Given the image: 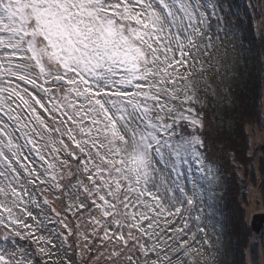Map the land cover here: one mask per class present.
I'll list each match as a JSON object with an SVG mask.
<instances>
[{"label": "snow or ice", "instance_id": "6c2138e0", "mask_svg": "<svg viewBox=\"0 0 264 264\" xmlns=\"http://www.w3.org/2000/svg\"><path fill=\"white\" fill-rule=\"evenodd\" d=\"M243 15L0 0V264H240L218 193L264 146L240 70L264 72V0Z\"/></svg>", "mask_w": 264, "mask_h": 264}, {"label": "trees", "instance_id": "16d2710c", "mask_svg": "<svg viewBox=\"0 0 264 264\" xmlns=\"http://www.w3.org/2000/svg\"><path fill=\"white\" fill-rule=\"evenodd\" d=\"M230 1L233 3V7L235 9V12H239L240 13L239 17H236V16L231 17L229 15L230 19H232L233 21L239 20L244 25V27L247 28V17H245L243 15V8L246 7V5L248 3V0H230ZM237 6H239V7H237ZM237 26L239 27V25H237ZM245 47H247V42H245ZM240 70L245 73V77L246 78H249L248 77V72L252 71L253 74H252L251 78H255L256 84H257V88L261 87L260 85L264 84V81L260 80V77L264 76V72L261 71L260 65L258 63L255 65V70L253 71L252 61H248L247 69L244 68V62L242 61ZM256 78H259V79H256ZM261 92H262V90H261ZM262 93H258V98H257L258 100L256 102L252 101V99H250L253 96L246 98V101H245L246 105L248 107V110L253 113L254 124L257 125V126H258L260 121H264V107L261 106L262 102L259 100V97H260V95H262ZM257 165H258V163L255 160L251 164L247 165L246 168L243 171H238L235 174L232 173V172H228L226 174V178H227L228 183H229V178L231 179V184L229 183V187H231V189H229V187H228V192H229V190H230V192L227 194V197H225V202H222L223 204L227 205V207L224 209V212H225V215L229 217L228 223H231V226L232 225L234 226V224L236 223L237 224V229L239 230L238 232L243 234L244 238H247V240H248V247L244 248L240 252L241 254H237L236 255V253H234V257L235 258L233 260L239 261L240 264H249V262L251 261V259L253 257V250H252V245L253 244L256 245L255 254H256V252H259L258 255L259 254L261 255L262 253L260 251H263V254H264V234H262L259 237L256 234H253L254 232L251 230L250 225L246 222L245 219H243V220H245V222L241 221L242 217L238 214L239 212L236 210L239 207H241L242 205H244L243 197H244L245 193H243L241 195L239 194L238 198H234L233 197V199H232V193H233V195L235 193H238L237 191L235 192V189L236 190H240L239 192H242V191L245 192L246 191L245 186L251 183L252 178L256 179L257 168H258ZM241 172L243 174H245V172H246V175H242V176L243 177L246 176L247 180L249 182H247V180H246L247 183L246 182L245 183H241L240 180H238L237 177L241 174ZM250 177H252V178H250ZM240 178H241V176H240ZM260 185L262 186V190H264V183L261 182ZM241 186H244V187H241ZM233 206H236V207L233 208ZM242 225H244V230H242ZM230 235H231V238L233 240L238 237L236 231H233ZM255 237L259 241L256 242V243H252L251 240L252 239L255 240ZM251 255H252V257H251Z\"/></svg>", "mask_w": 264, "mask_h": 264}, {"label": "rangeland", "instance_id": "374dc122", "mask_svg": "<svg viewBox=\"0 0 264 264\" xmlns=\"http://www.w3.org/2000/svg\"><path fill=\"white\" fill-rule=\"evenodd\" d=\"M220 2L223 3L225 5V7L227 6L226 11H229V15L230 16H231V12H235V9L233 7V3L230 0H220ZM229 6H231L230 10H229ZM221 15H224V13H221ZM231 17H234V16H231ZM213 24L215 25V19H213ZM256 79H259V78H256ZM245 82L247 84H249L247 89L244 90L246 98L253 96L250 99H252V101L256 102L258 100L257 99L258 98V93H262L263 92L262 95L259 94L260 95L259 100L262 102V104H264V88H262V87L257 88V84H256L255 78H246ZM261 90H262V92H261ZM258 146H259V144H258ZM259 156L260 157H264L261 151H260ZM260 157L258 159L259 164L257 165L258 168H257L256 179H253L252 177H250V178H252V180H251V183L248 184V185H250L253 188V191L251 193H249L248 191L239 192L240 190H236L235 189V192L237 191L238 193H235L234 195L232 193V199H233V197L234 198H238L239 194L241 195V194L245 193L244 197H243L244 205H242L241 207H239L236 210L239 212L238 214L242 217V220L241 219L240 220L244 221V222L246 220V222L248 224L251 223L250 221L253 220L254 216L258 215L261 212H264V190H262V187L260 185L261 182L264 183V172H263L264 170L261 168V158ZM242 175H245V174H243L241 172V174L237 178H238V180H240L241 183H245L246 180H247V177L245 176L244 179L242 180L240 178V176L242 177ZM261 178H262V180H260ZM247 182H249V181L247 180ZM229 183L231 184V179L230 178H229ZM229 183H227L228 186H229ZM241 187H244V186H241ZM223 189H224V192H223L222 195H221V193H218V197L221 199V202H225V197H227V194L230 192V190L228 192V187H223ZM229 189H231V187H229ZM235 207L236 206H233V208H235ZM243 219H245V220H243ZM232 226H231V223H228V222L226 223V225H225L226 234L228 236H231L230 234L233 231H236L237 235L239 237L244 238L243 234L238 232L239 230L237 229V224L235 223L234 226L233 227ZM242 230H244V225H242ZM258 241L259 240L255 237L254 242H258ZM260 252L263 254V251H260ZM258 253L259 252H256L255 256H256L257 259H260L262 254L258 255ZM237 254H241V253L240 252H236V255ZM251 257H252V255H251ZM234 258H235L234 257V253H232L231 250H230V254L229 255H227L225 257H222V259L227 260V261H232Z\"/></svg>", "mask_w": 264, "mask_h": 264}, {"label": "water", "instance_id": "95a60500", "mask_svg": "<svg viewBox=\"0 0 264 264\" xmlns=\"http://www.w3.org/2000/svg\"><path fill=\"white\" fill-rule=\"evenodd\" d=\"M261 152H262V154L264 156V146L262 147ZM251 225H252L251 229L255 233H260L261 229L264 227V213H259L258 215L254 216V218H253V220L251 222ZM256 235H259V234H256Z\"/></svg>", "mask_w": 264, "mask_h": 264}, {"label": "bare ground", "instance_id": "6f19581e", "mask_svg": "<svg viewBox=\"0 0 264 264\" xmlns=\"http://www.w3.org/2000/svg\"><path fill=\"white\" fill-rule=\"evenodd\" d=\"M262 147H263V146H260V145L258 146V145H257V150H256V156H257V159H256V161H257L258 164H259L258 159H259V157H260L259 154H260V151L262 150ZM260 158H261V157H260ZM263 170H264V169H263ZM226 174H227V173H226ZM227 183H228V182H227ZM223 187H229V186H228V184H225V185H223ZM223 192H224V189H223L221 195L223 194ZM257 223H258V222H257ZM257 223H256V224H257ZM256 224H255V225H256ZM251 230H252V229H251ZM262 230H263V228L261 229L260 232H262ZM252 231H253V230H252ZM253 232H254V231H253ZM253 234H264V233H255V232H254ZM251 241H252V243H256V242H254V239H252Z\"/></svg>", "mask_w": 264, "mask_h": 264}, {"label": "flooded vegetation", "instance_id": "af4514ba", "mask_svg": "<svg viewBox=\"0 0 264 264\" xmlns=\"http://www.w3.org/2000/svg\"><path fill=\"white\" fill-rule=\"evenodd\" d=\"M263 172H264V171H263ZM260 180H262V178H261ZM261 187H262V186H261ZM261 213H264V212H261ZM250 222H252V220H251ZM249 225H250V228H251V226H252L251 223H250ZM261 233H264V227H263V230H262ZM261 235H262V234H260L259 236H261ZM259 236H258V237H259Z\"/></svg>", "mask_w": 264, "mask_h": 264}]
</instances>
